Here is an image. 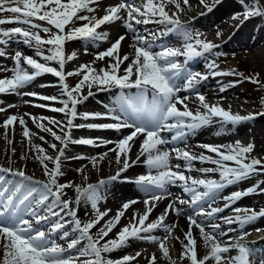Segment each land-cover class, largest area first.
Listing matches in <instances>:
<instances>
[{
  "label": "snow or ice",
  "instance_id": "6c2138e0",
  "mask_svg": "<svg viewBox=\"0 0 264 264\" xmlns=\"http://www.w3.org/2000/svg\"><path fill=\"white\" fill-rule=\"evenodd\" d=\"M175 2V0H173ZM203 2V0H202ZM217 3L220 0H216ZM99 0H0V25L5 24H23L25 27H12L9 29L0 28V36L7 39L18 38L30 47L36 48L35 56L24 55L20 51L14 54L15 67L12 69V76L10 78H0V94L19 93V89L35 80L43 74H52L59 78L62 87L61 96H45L36 92L23 93V95L38 97L45 101H58L61 107H52L50 110L63 113L66 117L65 121H59L52 117H33L35 122L47 120L49 124L54 125L59 129L60 133L54 131L53 128L45 126L43 122L37 125L42 131L50 133L55 141H58L61 147L58 149L56 143H50V148L57 151L53 158L46 155L44 149L40 145H32L38 153L37 159L43 165L45 174L49 177L48 182L35 181L32 185H26V181H33V177L28 175L24 170L17 169L13 172L15 176L22 178L20 181L9 189L7 187L0 190V247L3 249L2 264H128L134 261L136 257L140 256L137 252L135 256L124 255L120 259L105 258L102 254L111 253L114 250L127 245L130 239L148 240L152 242H159V248L165 259H171L169 256V249L166 245L168 236L163 239L151 235L157 228H163L169 235L172 233L176 225H168L164 223L169 212H175L177 216L182 213V209L175 205L177 201L170 203L163 214H161L156 221L145 223L149 215L152 213L155 201L162 198L163 194L167 193L169 185L177 183L183 184V191L190 194V200H178V203L198 204L206 198L214 199L215 194L227 185L234 184L243 180L250 175L258 172H264V160L260 158L250 157V153L254 149L253 143L243 145L240 141L234 144L227 145H200L203 149L215 156L193 154L188 150L176 148L172 149L175 152L176 159L185 161V167L181 170L179 164L173 166L171 164V152L169 150H162L160 146L168 143L162 136L165 131L175 130L173 140L181 138L185 135V130H195L202 126L212 123L213 118H220L224 123L232 125L239 124L243 121L255 119L256 116H264V112L250 113L248 115H241L239 113H232L222 106L217 104H209L206 102V97L197 92L196 96L202 106L203 111L197 110L193 112L187 106L188 97L181 98L177 95L180 89L175 84V79L181 74L184 69V64L180 62L178 57H185V63L194 57L211 52L218 45L212 42L200 39L199 33L189 32L182 22L179 20L176 13L171 15L165 10L163 0L156 3L155 0H144L142 6H134L131 2H124L116 4L115 6H108L105 8V14L102 17H97L94 13L97 11L92 5L98 4ZM187 4L188 0H184ZM243 6V13H235L233 19H239L243 15L244 19L253 16H264V6L260 4V0H251L250 4H246L245 0H239ZM176 8L180 10V4H175ZM143 8V11L141 10ZM127 12V18L124 21V26L135 33V24L155 22L166 26L165 31L161 35L173 31H180L184 36L185 43L183 48L164 47L159 52L152 51V43L148 37L143 35H134V57L131 62L123 69V74H119L120 66L125 61H129V55L123 56L119 53L121 42L125 39L124 35L119 36L110 47L105 51L96 54V60H104L108 58L109 63L107 67L97 70L93 64H81L78 69L74 71L65 72L64 66L66 60L75 58V53L67 55L64 52V44L71 40H88L96 42L100 40H107L108 33L98 31V29L106 24L121 20L120 11ZM87 11L91 15H81L80 13ZM10 13L11 15H3ZM137 16L144 17L138 19ZM155 18V19H153ZM45 21L52 27H44L35 21ZM76 20L86 21L79 27H68L74 24ZM48 33V38L40 35L39 31ZM55 29V31H53ZM7 40L0 39V44L6 43ZM47 47V52L44 50ZM87 52V49H85ZM5 55L0 51V56ZM45 62H40V60ZM28 66H22L21 61ZM48 62H55L57 67L50 66ZM29 68L31 71H29ZM6 71V69H0ZM220 75L221 73H214ZM229 75H243L231 70ZM73 75L79 76V81L70 86L66 77ZM259 74H256L258 77ZM253 83H259L255 77H245ZM207 79L206 76L200 74L188 73L185 78V89H193L199 80ZM87 85L89 88L87 96L82 94V88ZM93 85L98 87L100 91L111 90L112 88L120 89L119 103L116 107L108 108L104 113L100 112H78V105L82 104L89 96L93 95L90 90ZM46 85H41L45 87ZM136 89L132 94H128L125 90ZM224 89L222 88L221 91ZM2 103V101H0ZM181 105L178 108L177 105ZM38 107H49L48 105H37ZM14 107V105H8ZM6 109L0 107V112ZM77 118L88 119H110L113 123L103 124H79L74 125L73 121ZM19 121L23 127L22 135L28 139L31 144L30 130L27 128L25 120L22 116L10 115L3 121L5 129V139H7V131L9 126H13L14 122ZM89 128V129H114L121 131L123 129H131L130 133L124 135L121 139L115 142L116 147L109 149V151L116 152V163L122 165L119 167L115 175L108 177L106 180L101 179L96 184H87L86 186L73 185L69 183H58L57 177L63 175L61 171V159L64 156L65 148L68 143H76L83 145H97L112 143L111 141L100 138H80L78 140L71 139V129ZM143 137L140 143L139 154L135 160H131L129 152L131 150V143L135 139ZM44 140V137H40ZM11 143V141H9ZM15 149H13V152ZM107 154H101L99 159L92 158L93 164H98L103 160ZM144 156V165L149 169L148 174L139 175L134 181L124 177L122 182H133L139 185L145 192L152 193V195L144 200L146 211L139 216L134 213L131 218V223L125 225L117 234L115 239L105 240L109 233L120 221L121 217L125 215L129 207L135 203L136 200H129L123 203L122 207L116 211L114 217L105 221L102 227L93 235L92 229L95 228L100 221L108 215L111 210L103 212L98 210V201L104 199L101 189L108 183L121 179V174L127 172L133 165L140 161V157ZM123 157V158H122ZM26 158V157H22ZM77 159H85L86 157H76ZM51 161L54 165L49 168L45 161ZM199 160L202 163L208 162L215 167H202L194 169L193 161ZM156 170V174H152V170ZM198 171L202 174L200 178L186 175V172ZM2 172H12L11 168L0 167ZM82 171V169H77ZM219 173V179L210 178L207 174ZM87 179V177H85ZM3 180V176H0ZM74 187L76 196L75 200L63 199V193L66 188ZM258 185L248 188L246 191H236L230 196L224 197L226 203L224 208L231 207V204L244 195L256 191ZM264 191V189H261ZM159 193V194H157ZM52 197L54 206L60 207V212H65L72 218L74 230L79 233L77 239H72L67 245L68 249L75 248L81 241L86 240V246L81 250L80 256L91 257L83 261L74 260L72 258H62L61 253L65 251L61 246L51 243L48 245V237L46 233L39 229H34L33 223L21 214L22 211H27L35 217V223L40 224L41 221L48 219V215L41 216L36 210L35 206L30 203L34 200L35 205H44L46 201ZM82 198L85 202H90L91 208L95 211V218L87 221H82L78 216V208L81 204ZM75 204L76 207H73ZM23 206V209H22ZM224 208L211 207L206 211L200 208L195 215L188 217L189 228L184 234L187 243L183 244L184 251L181 253V258L187 257L190 264H208L212 261L213 264H253L252 257L254 250L247 245L236 242H229L222 244L215 232H205L204 225L199 223L197 216H213L216 213L222 212ZM235 213H240L241 209H234ZM248 212L249 210H244ZM47 212L52 216H59L60 212L53 211L52 207L47 208ZM258 215L264 216V211L257 213L251 210L250 214L244 216L236 215L235 217H225V223H240L247 224L257 218ZM199 228L204 239L205 247L209 249L207 255L198 258L196 251V242L192 237V227ZM63 223L57 222L53 225L52 231L62 229ZM213 229L219 228V225H213ZM145 233L147 235H141ZM226 235V233H222ZM246 235V234H245ZM64 238L69 236L68 232H64ZM243 239V236L240 237ZM103 241V243H102ZM237 250V255L228 256L227 253L231 249ZM157 257L155 253L152 254L150 264H156ZM171 264H175L172 261ZM264 264V260L260 261Z\"/></svg>",
  "mask_w": 264,
  "mask_h": 264
},
{
  "label": "bare ground",
  "instance_id": "6f19581e",
  "mask_svg": "<svg viewBox=\"0 0 264 264\" xmlns=\"http://www.w3.org/2000/svg\"><path fill=\"white\" fill-rule=\"evenodd\" d=\"M168 3H171L173 8H175L178 14L188 20V26L193 29H204L207 31V39H211L213 37L217 38H224L221 41V46L227 47L226 56H235L236 53H247L251 59V65L258 66L259 70L264 71V16H253L248 19H244L243 15L240 16L239 19H233V15L235 13H243L244 9L243 6L240 4H235L234 1L236 0H220L219 3L216 0H188V3L185 4L184 0H165ZM122 0H99L98 4H94L93 6L97 9V11H102L105 13V8L108 6H115L116 4L121 3ZM124 2L128 3L131 2L134 6L140 7L143 5L144 1L138 2L134 0H124ZM197 2L198 5L194 6V3ZM176 3L180 4L181 10H178L175 6ZM246 4L251 3V0H245ZM261 4V2H260ZM232 9H228L227 6H231ZM262 5V4H261ZM143 11V8H141ZM193 11V12H192ZM198 12V13H197ZM196 13L192 17L191 14ZM120 15L122 17L121 20H117L113 23L104 25L105 27L100 30L101 32H107L109 29L108 26L114 25L116 32L111 34L108 33L107 40H100L96 42H91L88 40H78L74 42V49L72 53H75V58L68 61V64L78 65L81 64H92L93 61L95 63L93 66L99 70L100 68L107 67L109 60L105 58L104 60H96V54L98 52L105 51L108 47H110L111 43L116 40L121 35L125 36V39L121 42L119 53L121 56L127 54L129 55V61H125L124 64L120 66L119 74H123V69L127 66L128 63L131 62V58L134 57V35H143L148 37V40L152 43V51H156L161 47H156L158 43H162L164 47H171V48H180L182 47L178 45L175 40L171 43L172 37L169 36H160L157 34V24L152 23H141L135 24L133 22L135 33L129 31L124 26V21L127 18V12L125 10L120 11ZM138 19H143V17L137 16ZM223 34H226L223 36ZM16 43V42H15ZM19 44H14L17 48L22 50L24 54L26 52L30 54V50L27 46ZM1 49L5 50L4 46H0ZM87 49V52H85ZM182 64L185 61V57L181 56L178 57ZM202 65L200 60L197 58H192L187 60L184 64V69L182 70L181 74L175 79V84H179L181 81L178 80L179 78L187 77L186 73L188 69H192L193 66ZM235 66V61L232 59L231 64L225 63V67L223 70L215 72L221 73L220 75H216L214 73L210 74L208 69H206L203 65V68L199 67L196 69L197 72L193 74H200L201 76H206L207 79L199 80L193 89L188 90V95L192 96L187 100V106L193 112L197 110L203 111L202 106L199 103V100L196 96V93L199 92L206 97V102L209 104H217L222 106L226 110H230L232 113H239L241 115H248L250 113H259L264 112L263 110H255L254 108H250L248 104L240 105L237 103H233L227 98H224L225 94H228L232 100L236 101H243L245 99L238 98V89L234 86V80L232 75L224 74L230 72V66ZM7 67L11 68L9 72ZM15 67V62L10 58H2V64L0 69H6V71H0V78H7V76H12L13 72L12 69ZM9 77V78H10ZM185 77V78H186ZM185 78L183 80V84H185ZM231 80V81H230ZM232 83V84H231ZM214 85V88H213ZM29 86V84L25 85V87ZM31 86V85H30ZM52 86L56 87L58 90L62 92L61 85H57L53 83ZM91 88L93 92L92 96H89L87 100H85L82 104L78 105V107L84 106V111L94 112L95 110H104L105 112L108 108H113L117 106L115 100L111 98V94L119 95L120 89L112 88L111 90L100 91L96 85ZM209 86L207 89L206 87ZM224 89L221 91V89ZM24 89V88H23ZM21 90V89H20ZM55 90V89H53ZM96 90V91H95ZM19 91V90H18ZM35 92H41L39 90H34ZM126 92L132 94L136 91V89L125 90ZM212 91V95H211ZM88 94V93H85ZM183 94L178 92L177 95L183 98ZM241 94V93H239ZM61 96V95H60ZM87 96V95H86ZM212 97L217 98L215 101ZM24 96L22 94H15V93H7V94H0V106L7 105L5 100H12L16 101L15 109L13 110L14 115L22 116L25 120L27 128L30 130L31 135V144L29 143L28 139L25 138L23 133V127L19 124V121L14 122V131L13 126H9L7 131V139H5V129L2 126L3 122L0 124V167L3 168H11L12 172H2L0 171V176H3V180H0V190L7 187L11 189L15 183L20 181L22 178L15 176L13 172L17 169L24 170L28 175L32 176L34 179L33 181H26V185H32L35 181H43L48 182L49 177L45 174L43 165L37 159L38 153L32 145H40L46 155L55 157L57 154L56 150L50 148V143H55L56 141L50 135V133L42 131L37 125L41 122L45 124L47 127L53 128L54 131H57L58 134L60 133L59 129L56 128L54 125L48 123L47 120L40 121L37 119L35 122L33 121V117H42L39 113L42 114H52L49 117L55 118L59 121H65L66 117L63 113H58L55 111L50 110L51 107H47V109H41L36 107L28 108L26 104L23 102ZM96 99L102 100L105 102V105L108 108L103 107V104L97 103ZM9 101V102H12ZM41 101V100H40ZM51 104H56V101H44ZM252 105V104H251ZM62 105L59 104L58 107ZM178 108L183 110L181 105H177ZM253 107V106H252ZM23 110V111H22ZM79 111V110H78ZM254 111V112H253ZM82 113V110L80 111ZM48 117V116H47ZM101 120L109 121L113 123L110 119H88L84 120L87 121L89 124H100ZM2 119H0V122ZM104 121V122H106ZM246 126V128H245ZM233 128L234 130L231 132L230 129ZM131 129H123L121 131H116L114 129H89V128H77L71 129V139L77 140L80 138H94L93 136H105L107 135L109 140L112 143L108 144H100L99 140L97 141V145H83V144H76L69 142L67 147L64 151V156L61 159V171L63 175L57 177L58 183H69L71 182L73 185H81L86 186L87 184H96L101 179H107L108 176L115 175L118 171L119 167L122 165H118L116 163V152L109 151V149H113L116 147L115 142L121 139L124 135L129 134ZM44 137V140H41L37 134ZM243 133V135H241ZM175 135V130L169 132L165 131L162 133L164 138L170 137L168 143L165 145L160 146L162 150H169L171 152V164L173 166L179 164L181 166V170L185 167V161L176 159L175 152H172V149L180 148L184 150H188L189 152L200 155L201 153L205 155H212L215 154L208 152L207 150L203 149L198 145H194L195 143L199 144L202 142L209 143L211 145H227V144H234L236 141H240L243 145H247L248 143H253L254 148L259 151L258 158L264 160V116H256L255 119L243 121L239 124L232 125L229 123H224L220 118H213L212 123L202 126L195 130H185V135L181 138L173 140L172 137ZM241 137V138H239ZM143 137H139L135 139L134 143H131V150L129 152V156L131 160H135L137 155L139 154L140 150V143L142 142ZM11 141V143H9ZM21 142L22 144H18ZM186 142L192 143L191 146L186 145ZM58 149L61 147L59 142H56ZM13 149L15 151L13 152ZM96 152L97 155H94L93 152ZM106 153L107 155L104 157L103 160H100L98 164H93L92 158H97L101 156V154ZM86 157L85 159H77L76 157ZM26 157V158H22ZM250 157H254L250 155ZM123 158V157H122ZM145 157L141 156L140 161L133 165L127 172L121 174V179L117 181H113L111 183L106 184L102 187L101 192L104 196V199L98 201V210L103 212L105 210L110 209L111 211L108 212V215L104 217L100 223L93 228L91 231L93 235L99 230L100 227L103 226L105 221L109 218L115 216L116 211L120 209L124 202L129 200H136L137 203L131 205L129 209L126 211L125 215L121 217L120 221L117 225L113 228V230L109 233L108 237H105V240L115 239L116 234L125 226L131 223V218L135 213L137 216V222L140 215H142L146 211V205L144 204V200L148 199L152 193L145 192L139 185L133 182H122L124 177L129 178V180L134 181L139 175L141 174H148L149 169L146 165H144ZM45 163L51 169L54 167L51 161L46 160ZM194 169H199L202 167H215L211 163L204 162L202 163L199 160L193 161ZM77 169H82V171H77ZM106 172L105 174H103ZM95 175V180L91 181V176ZM152 174H156V170H152ZM186 175H190L192 177L200 178L202 174L198 171L193 170L192 172H186ZM210 178L219 179V173H212L207 174ZM87 177V179H85ZM47 178V179H46ZM252 179H264V172H258L250 175L249 177L238 181L239 184V191H246L248 188L253 187V183L251 182ZM264 182V181H263ZM263 184V183H262ZM230 185H227L225 188L221 189L218 193L215 194L214 199L206 198L205 200L200 201L198 204H180L178 200L180 198L190 199V194L185 193L183 191V184L179 181L177 183L169 185L167 187V193L163 194L162 198L155 201V207L152 213L149 215L148 219L146 220V224L150 222H154L157 218L164 213L166 207L174 202L177 201L176 207L182 209V213L177 216L175 212H169L166 216L164 223L168 225H176L173 228L172 233L169 235L164 231L163 228H157L154 232L150 233L151 235H155L161 239L165 236H168L166 241V245L177 244L174 249L169 251L170 257L177 256V250L184 251L183 244L187 243L188 241L185 238V233L189 228V221L188 217L191 215H195L196 212L199 211L200 208H204L206 211L210 210L211 207H220L224 208L226 203L224 197H228L229 193H226V189ZM260 188V187H259ZM259 188L256 191L249 193L247 195L242 196L234 203L231 204V207L224 208L222 212L216 213L213 216H197L196 219L199 223L204 225L205 232H215L218 240L222 244H227L224 239L228 236L230 237H238V240L247 245L249 248L254 250V256L252 257L253 264H260L261 260H264V216L258 215L257 218L247 224L241 225L240 223H233L232 226H227L228 223H225V217H235L236 215L244 216L248 213L243 212V208L247 210H255L257 213L264 211V200L257 199L256 196L259 194ZM262 187L261 189H263ZM75 188L69 187L64 190L63 199L68 200H75L72 197V192ZM122 192V193H121ZM124 192V193H123ZM262 191H260L261 193ZM159 194V193H157ZM35 206L36 212L41 215L45 216L48 215V219L45 221H41L40 224L35 223V217L30 214L29 219L33 223L34 229L42 230L46 233L48 240L47 243L51 246V243L58 244L62 248L65 249L63 253H61L62 258H72L74 260H85L84 256H80L81 250L86 246L87 241H81L75 248L68 249L67 245L72 239H77L79 233L74 230V224L71 222L72 218L67 215L65 212H60L59 206H54L52 202V197H49V200L45 202L44 205H35V201H30ZM105 208L103 210V208ZM52 207L53 211L60 212L59 216H52L47 212V208ZM73 207H76L73 204ZM23 209V206H22ZM234 209H241L240 213H235ZM77 216L82 221H87L89 219L95 218V211L91 208L90 205V215L83 212L80 208H78ZM60 222L64 224L62 229L52 231V227L55 223ZM219 225V228L213 229V225ZM228 227L229 231L225 232V228ZM257 227L260 229L261 236H253L251 239L246 241L248 229H253ZM262 230V231H261ZM64 232H68L69 236L64 238ZM222 233H226V235H222ZM246 234V235H245ZM141 235H147L145 233H141ZM243 236L241 240L240 237ZM192 237L196 242V251L198 254V258H202L203 256L207 255L208 248L205 247L204 239L201 235L199 228L193 226L192 227ZM246 241V242H245ZM103 243V241H102ZM233 250V249H232ZM231 251V250H230ZM139 252L140 256L136 257L134 261L128 262V264H150L151 256L155 253L157 257L156 264H165V259L162 255V252L159 248V242H152L148 240H140V239H130L127 245L114 250L111 253H104L102 254L105 258L110 259H120L124 255H132ZM232 253V251H231ZM3 249L0 247V264L3 261ZM180 255V254H178ZM228 255V254H226ZM231 256V255H229ZM178 257V256H177ZM90 259L89 257H87ZM161 258V259H160ZM181 259V256L179 257ZM160 260H163L161 262ZM173 260V259H172ZM170 264V262H169ZM208 264H213L212 261H209Z\"/></svg>",
  "mask_w": 264,
  "mask_h": 264
},
{
  "label": "rangeland",
  "instance_id": "374dc122",
  "mask_svg": "<svg viewBox=\"0 0 264 264\" xmlns=\"http://www.w3.org/2000/svg\"><path fill=\"white\" fill-rule=\"evenodd\" d=\"M250 1V0H249ZM262 6H264V0H260ZM235 4H239V0H236L234 1ZM250 4V3H249ZM198 5L197 2L194 3V6ZM227 8L229 9H232V5L231 6H227ZM181 10V8H180ZM166 11L171 15L172 13H176L178 14L177 10L175 8H173L172 5L168 6ZM193 12V11H192ZM6 15H8V13H5ZM3 14V15H5ZM85 12L82 13V15H84ZM195 14V13H194ZM193 13L191 14L192 16L194 15ZM181 19V18H180ZM182 20V19H181ZM36 23H39L41 24L42 26L44 27H47L46 24H44L43 22H36ZM21 27H25L27 28L28 25H23V24H20ZM6 27V29H9V28H12V27H15L14 24H11V25H8V26H2L0 25V28H4ZM157 27H160L161 28V31L159 30V33L161 34L162 31H165V26H162V25H158ZM35 31H39L40 32V35L42 37H47L44 32L40 29H36ZM192 33H199V36H200V39L202 40H205V41H211L210 39H207V31H205V28L204 29H196L194 32ZM226 34H223V36H225ZM173 36V35H172ZM174 39L176 38L175 36H173ZM221 40H223L222 38H220ZM5 40H12V41H15V40H20L18 38H12V39H5ZM80 39H77V40H71V41H66L65 44H64V52L67 54V55H71L72 52H73V49H74V42L75 41H78ZM176 40V39H175ZM184 40V39H183ZM22 41V40H20ZM177 43H182V39H177L176 40ZM213 42H216V37L215 39L212 41ZM218 42V41H217ZM47 48L44 47V50H46ZM33 50H36V48ZM226 51H229L227 50V47L225 46H218L217 48H214L211 52L207 53L204 57V59L207 61V65H208V69H211V70H223L224 67H225V63H230L231 64V60L232 58L226 56ZM235 57V56H233ZM240 59H238L237 61H235V58H233V60L236 62V67L234 66V64L232 66H230V70H235L236 73H242L243 76L245 77H255L259 80V83H253L252 81L246 79L245 77L242 76V79H246L248 80L249 82H246L244 83V80H243V84H241L239 87H238V92L241 93V97L242 99H245L243 101H234L231 99V97H229L228 94H225L224 95V98H227L228 100H230L231 102L233 103H237V104H240V105H244V104H248L250 108H254L255 110H263L264 111V71H261L259 70L258 66L256 65H251V60H248L249 59V55L246 54L245 56H243V54H240L239 55ZM237 58V57H236ZM68 61L69 60H66L65 62V66H64V71L67 73L69 71H73L72 69L74 68H69V65L68 64ZM200 62L203 64L204 62L202 60H200ZM206 63V62H205ZM54 67V66H53ZM58 68V66H55ZM236 68V69H235ZM47 74V73H46ZM256 74H259L258 77H256ZM50 78H52V82L53 83H56L57 85L60 84L59 82V78L52 75V74H49L48 75ZM241 76V75H240ZM232 77L234 78L233 81L231 82H234V81H242V79L238 76V75H232ZM80 77L79 76H76V75H73L71 77H66V81L67 83L70 85V86H74L78 81H79ZM39 82H30L29 83V86H34L35 84H37ZM61 85V84H60ZM255 86H258L259 88L255 89ZM28 87V86H27ZM94 87V86H92ZM244 87H247V88H244ZM25 88V86L23 87ZM23 88H21V90L23 91ZM32 88V87H31ZM241 88V90H239ZM251 88V89H249ZM55 89V90H53ZM53 92L54 94L58 93V89L56 87L53 86ZM91 90V89H90ZM20 91V90H19ZM89 91V88L87 87V85H85L83 88H82V94L85 96L87 94L85 93H88ZM96 91V90H95ZM252 104V105H251ZM253 106V107H252ZM49 107H58V104L57 105H49ZM77 110H79L78 112H80L82 110V112L84 111V106H81V107H78ZM254 112V111H253ZM9 114H7L6 116H8ZM50 115L52 114H40V116L42 117H49ZM79 119V118H77ZM77 120H74L73 123L74 125H79V124H82V123H79V122H76ZM246 128V126H245ZM74 129H77V127H73V130ZM247 129V128H246ZM234 129L231 128L230 131L232 132ZM37 134V133H36ZM40 135L42 134H37L38 137H40ZM58 142V141H56ZM55 142V143H56ZM18 144H22L21 142H19ZM60 144V143H59ZM1 153V152H0ZM249 155H253L255 158H258L259 156V151L254 148L253 151L249 154ZM212 156V155H211ZM106 172H104L103 174H105ZM47 179V178H46ZM95 180V175L93 174L91 176V181H94ZM264 179H252V183H253V186L254 185H258V188H259V194L258 196H256L257 199H260V200H264V191H261V188L264 187ZM263 183V184H262ZM242 185V184H239V182H236L234 184H231L227 189H226V193L228 192L229 193V196L231 195V193L233 192H236V191H239L238 188L239 186ZM264 189V188H263ZM122 193V192H121ZM124 193V192H123ZM76 196V192H75V189L73 190L72 192V197L75 198ZM182 199V198H181ZM182 200H188V199H182ZM90 202H85L84 199L82 198L81 200V204L79 205V208L85 212L86 214L88 213V215H90ZM104 206H102L101 208H103ZM105 208H103L104 210ZM250 214V213H249ZM177 244H172V245H168V249L169 251H171L172 249H174L176 247ZM177 253L180 254L175 257H170L171 259L170 260H165V264H171L172 261H175V264H190V260L187 258V257H184V258H179L181 256V253L182 251L179 249L177 250ZM209 251V250H208ZM232 251V253H231ZM231 251L228 254L231 255V256H235L237 255V250L233 248V250L231 249ZM85 259H88L87 257H84ZM91 259V257H89ZM161 259V258H160ZM173 259V260H172ZM78 261H81V260H78ZM161 262H163V260H160Z\"/></svg>",
  "mask_w": 264,
  "mask_h": 264
}]
</instances>
